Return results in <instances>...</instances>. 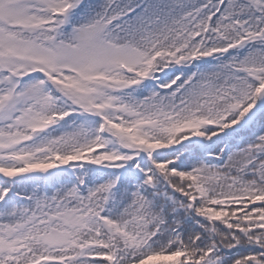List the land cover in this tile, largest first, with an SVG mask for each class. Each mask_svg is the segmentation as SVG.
Here are the masks:
<instances>
[{"label":"snow or ice","instance_id":"snow-or-ice-1","mask_svg":"<svg viewBox=\"0 0 264 264\" xmlns=\"http://www.w3.org/2000/svg\"><path fill=\"white\" fill-rule=\"evenodd\" d=\"M0 264H264V0H0Z\"/></svg>","mask_w":264,"mask_h":264}]
</instances>
